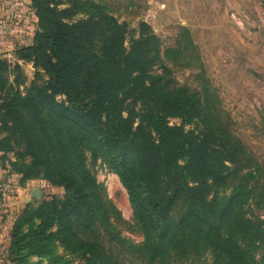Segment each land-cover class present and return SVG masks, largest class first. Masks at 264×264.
<instances>
[{"label": "trees", "instance_id": "obj_1", "mask_svg": "<svg viewBox=\"0 0 264 264\" xmlns=\"http://www.w3.org/2000/svg\"><path fill=\"white\" fill-rule=\"evenodd\" d=\"M30 2L34 39L14 55L33 64L35 81L23 93L21 66L11 84L0 55V154L17 155L21 186L43 179L64 195L17 216L4 263L121 264L118 246L148 264L207 253L212 264H264V219L248 213L264 198L259 170L200 93L176 84L151 25L140 22L126 47L128 25L102 4ZM89 159L126 189L140 244L121 237Z\"/></svg>", "mask_w": 264, "mask_h": 264}, {"label": "rangeland", "instance_id": "obj_2", "mask_svg": "<svg viewBox=\"0 0 264 264\" xmlns=\"http://www.w3.org/2000/svg\"><path fill=\"white\" fill-rule=\"evenodd\" d=\"M106 6L120 22L128 25L129 40L144 21L151 25L160 39L163 66H167L177 85L200 93L209 105L212 119L224 124L229 132L239 138L248 153L247 164L259 170L260 184L264 183V18L262 8L257 11L259 1L251 4L252 17H233L236 10L244 11L246 3L240 0H92ZM250 5V4H249ZM261 7V6H260ZM249 15V14H248ZM81 17V16H80ZM78 19V18H77ZM182 28H186L184 32ZM188 38L192 45L188 46ZM184 48V51H183ZM0 51V55L11 64L9 81L15 84L14 66H21L25 77L20 90L24 93L35 81L33 64L18 61L15 56ZM58 100H62L59 97ZM171 124H180L172 119ZM201 127V123H197ZM194 128V127H187ZM3 136L0 135V139ZM0 154V184L5 187L4 198L0 199V225L11 232L17 216L28 207L37 209L44 201L61 198L64 190L52 186L43 179L28 181L21 186L20 176L9 164L17 155L10 154L6 160ZM88 164L97 182L102 186L106 202L112 208V221L125 240L140 244L143 236L133 217L126 189L118 176L101 162ZM39 194V197L33 196ZM228 195L230 190H220ZM4 200V201H3ZM253 218L264 219V198L257 197L249 208ZM5 216V217H4ZM4 217V221H3ZM10 241V234H9ZM7 244V237L1 239L0 253ZM121 264H148L143 258L128 250L116 247ZM58 255L64 256L59 248ZM0 255V257L2 256ZM69 258L73 264H82ZM30 264H48V259L37 256L29 258ZM186 264H212L207 253L190 259Z\"/></svg>", "mask_w": 264, "mask_h": 264}, {"label": "crops", "instance_id": "obj_3", "mask_svg": "<svg viewBox=\"0 0 264 264\" xmlns=\"http://www.w3.org/2000/svg\"><path fill=\"white\" fill-rule=\"evenodd\" d=\"M246 3L244 11L236 10L233 17L238 16L240 22L242 18L252 17L251 7L253 2L258 3L257 0H240ZM250 4V5H249ZM261 12V7L257 8ZM249 14V15H248ZM260 23H264V18H260ZM37 29V18L33 9L31 8L30 0H0V51L8 53L6 56H15L14 52L18 46H29L32 44L34 34ZM5 195L0 194L2 200ZM4 201V200H3ZM5 217V216H4ZM3 217V221L5 220ZM1 218V217H0ZM2 219V218H1ZM6 222V220L4 221ZM4 222L0 225L1 239L7 237V244L3 250L5 253L0 257V264H5L3 259L7 255V247L10 232L2 230Z\"/></svg>", "mask_w": 264, "mask_h": 264}, {"label": "built area", "instance_id": "obj_4", "mask_svg": "<svg viewBox=\"0 0 264 264\" xmlns=\"http://www.w3.org/2000/svg\"><path fill=\"white\" fill-rule=\"evenodd\" d=\"M258 1H259V3H260V6H261V8H262V12H263V15H264V0H258ZM4 189H5V187H4L3 185L0 184V193H1V192H4Z\"/></svg>", "mask_w": 264, "mask_h": 264}, {"label": "water", "instance_id": "obj_5", "mask_svg": "<svg viewBox=\"0 0 264 264\" xmlns=\"http://www.w3.org/2000/svg\"><path fill=\"white\" fill-rule=\"evenodd\" d=\"M33 194V196H35V197H39V194L37 193V194H34V192L32 193Z\"/></svg>", "mask_w": 264, "mask_h": 264}]
</instances>
